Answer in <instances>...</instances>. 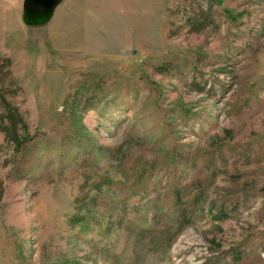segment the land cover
Instances as JSON below:
<instances>
[{
	"label": "rangeland",
	"instance_id": "374dc122",
	"mask_svg": "<svg viewBox=\"0 0 264 264\" xmlns=\"http://www.w3.org/2000/svg\"><path fill=\"white\" fill-rule=\"evenodd\" d=\"M0 264H264V0H0Z\"/></svg>",
	"mask_w": 264,
	"mask_h": 264
},
{
	"label": "water",
	"instance_id": "95a60500",
	"mask_svg": "<svg viewBox=\"0 0 264 264\" xmlns=\"http://www.w3.org/2000/svg\"><path fill=\"white\" fill-rule=\"evenodd\" d=\"M57 1L58 0H24L26 9H27V5L29 4L41 3L43 6L47 5L49 10L55 6Z\"/></svg>",
	"mask_w": 264,
	"mask_h": 264
},
{
	"label": "trees",
	"instance_id": "16d2710c",
	"mask_svg": "<svg viewBox=\"0 0 264 264\" xmlns=\"http://www.w3.org/2000/svg\"><path fill=\"white\" fill-rule=\"evenodd\" d=\"M13 113L12 112H10V115H12ZM10 119L13 121L14 119L12 118V117H10ZM3 123V122H2ZM2 127V129H5V131L8 133V129H7V127L6 126H1Z\"/></svg>",
	"mask_w": 264,
	"mask_h": 264
}]
</instances>
